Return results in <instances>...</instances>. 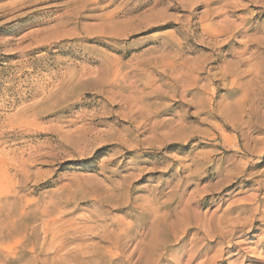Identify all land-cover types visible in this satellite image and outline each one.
<instances>
[{
  "label": "rangeland",
  "instance_id": "rangeland-1",
  "mask_svg": "<svg viewBox=\"0 0 264 264\" xmlns=\"http://www.w3.org/2000/svg\"><path fill=\"white\" fill-rule=\"evenodd\" d=\"M0 264H264V0H0Z\"/></svg>",
  "mask_w": 264,
  "mask_h": 264
},
{
  "label": "bare ground",
  "instance_id": "bare-ground-1",
  "mask_svg": "<svg viewBox=\"0 0 264 264\" xmlns=\"http://www.w3.org/2000/svg\"><path fill=\"white\" fill-rule=\"evenodd\" d=\"M254 212V211H253ZM237 219V218H236Z\"/></svg>",
  "mask_w": 264,
  "mask_h": 264
}]
</instances>
